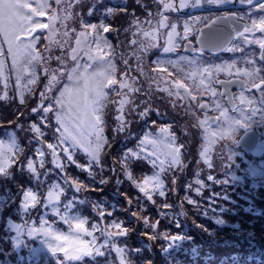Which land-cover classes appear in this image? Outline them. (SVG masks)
Wrapping results in <instances>:
<instances>
[{"label":"rangeland","instance_id":"1","mask_svg":"<svg viewBox=\"0 0 264 264\" xmlns=\"http://www.w3.org/2000/svg\"><path fill=\"white\" fill-rule=\"evenodd\" d=\"M63 2L65 6L72 4L70 10L72 18L65 22L66 28L76 31L80 30L81 19L89 23H99L100 12L104 7L116 9L110 17L104 18V22L110 25L105 35L112 46L110 54L113 55V61L117 66L116 78L119 80L121 78L119 73H124L125 78L134 84L137 91L127 94L129 103L125 106L124 132L116 130L115 116L118 113L112 103L118 101L119 96L115 93L109 94L110 104L105 112L104 135L106 137L108 134L106 132L109 130L110 135L118 138L119 142L113 144V149L108 146V150H112L111 154H114L113 158L108 152L109 159L105 160L102 158V152L101 164L93 165L90 170L93 174L102 169L114 172L112 179L119 180L120 183L113 189L105 186L100 190L96 187L97 183L101 184L97 181V176L90 177L87 170L67 162L66 156L60 157L62 152H58L59 163L64 165V170L61 172L52 163L51 152L47 148V143L57 142L53 135L56 125L51 117L41 127L44 135L39 140L34 139L35 134L31 131V124L38 122L40 117L32 113L31 109L39 103L40 93L47 83V77L43 72L38 74L31 90L25 93L23 103L17 95L14 78L9 81L7 88L0 83V95L7 92L8 96V99H0L2 126L0 138H5V133L8 131L15 132L22 149L17 157V164L12 168V175L0 177V264H57V258L49 251L43 235L37 233L28 236L26 229L23 235H18L13 227L23 225L25 222L38 226L41 215H44L49 222L56 219L50 209L43 205V197L53 181L65 189L61 197L62 201L66 202L76 197L78 201L86 202L77 204L76 210L80 211L82 216L89 217L87 227H91L93 219L101 227L110 223L111 219L123 222L128 233L114 243L126 247L129 264H264V226L261 227L262 224L264 225V111L258 110L257 113L251 114L245 125L237 127L226 140H217L214 144L206 143L203 129L199 126L196 117L203 118L205 114L197 107L199 100L208 98L198 96L196 101H190L175 96L169 97L162 91L165 82L154 81L140 71L141 68L145 73H150L152 70L162 72L166 69L165 75L172 73L168 78L170 82L175 78L173 69L169 65L157 66L153 61L157 57L170 56L175 59L177 55H190L184 50L179 51L183 46L182 40L177 41L180 44L179 49L176 50L178 53H163L162 46L167 35L165 30H161L163 35L157 37V47L150 48L147 52L141 50V43L147 44L148 41L142 34L133 35L136 29L131 27V21L133 19L140 21V27L148 30L149 25L144 22L158 18L156 13L161 8L159 0H100V3L96 0H76V2L63 0ZM173 2L177 4L178 1L173 0ZM259 3H264V0H256L252 3L250 16L254 15L258 18L259 15L264 14L256 8ZM94 4L95 13L89 16L88 9ZM234 9L240 15L249 13L248 5L245 8L234 7ZM199 11L186 15L180 12L165 14L170 22H177V32L182 34L183 21L187 18L209 13L219 15L229 12L230 9ZM248 22L250 23V19ZM74 40L75 36L70 34V41L74 43ZM45 43L41 37L38 41L39 49H44ZM249 50L257 54V65H259L258 46H244L245 52ZM60 54L59 50L52 52L53 56ZM240 55L241 52H225L217 60L208 55L203 59L205 62L219 63L222 59L230 60ZM8 63L10 65V60ZM51 67H57L56 63L53 62ZM119 91L117 86V93ZM251 95L258 97L259 93L253 90ZM141 101L145 103L141 104ZM145 107L152 110L147 117L142 118L138 113ZM207 114L218 115L212 111ZM13 116L17 117V121L8 125ZM149 118L151 121L145 123ZM159 118H163L166 123L172 120L175 122L172 121L171 127L176 138L175 143L179 148V163L166 166L165 171L161 173L164 195L160 196L159 191L151 192L149 189L152 197L149 200L124 175L120 158L126 149L135 148L145 130L150 131L151 128L159 125ZM152 121L156 122L155 125ZM130 122H133L131 127ZM248 126L254 128L263 140L261 147L254 152H248L237 143L241 132L248 129ZM106 139L109 140L107 137ZM38 147L44 153L43 167L36 155ZM202 153L206 154L202 155ZM78 156L79 152L75 153L74 159L78 164H84L80 162ZM83 156L85 157L84 154ZM29 158L33 160L39 179L32 177L26 169ZM116 162H118L117 169L114 166ZM22 167L23 171H21ZM130 171L133 177L139 180L144 175L153 174L155 169L145 161L133 164ZM179 180L184 181L181 185L182 192L175 187L179 186ZM72 181L81 185L80 191L72 187ZM15 186L16 189L7 196L5 190ZM19 186L30 187L39 192L40 202L35 208L30 206L26 213L20 207ZM118 194L124 198L117 196ZM182 200L192 204L184 205ZM93 204L104 206L106 210L113 211L114 215L101 219L99 210L92 211ZM129 204H131L130 208L126 209ZM133 209L138 214L137 217H132ZM144 217L148 218L147 225L144 223ZM151 224H156V229L149 227ZM62 226L66 227L63 224ZM111 230L117 231L114 227ZM146 231L157 234L156 238L145 237L143 233ZM162 234L175 235L177 238L165 239ZM95 235L98 242L103 240L99 231ZM105 253L109 254L108 259L106 255L96 256L93 259L85 257L82 262L76 261L74 264H119L115 252L105 251Z\"/></svg>","mask_w":264,"mask_h":264},{"label":"snow or ice","instance_id":"2","mask_svg":"<svg viewBox=\"0 0 264 264\" xmlns=\"http://www.w3.org/2000/svg\"><path fill=\"white\" fill-rule=\"evenodd\" d=\"M96 2L100 3V0ZM159 2L161 8L156 13L158 18L144 22L149 25L148 30L140 27V21H131V27L136 29L133 35L142 34L148 41L147 44L141 43V50L147 52L148 49L157 47V37L163 35L161 30H165L167 35L162 52L175 53L180 47L177 41L182 40L184 49L190 55H177L175 59L170 56L157 57L153 61L157 66L169 65L173 69L175 78L170 82L168 78L172 73L165 75L166 69L162 72L152 70L145 73L141 68V74L154 81L165 82L162 91L169 97L175 96L190 101H196L198 96L207 97L208 99L201 98L197 105L198 109L205 113L203 118L196 117L203 129L204 139L208 144L226 140L237 127L245 125L251 114L257 113L258 110L264 111V14L258 18L250 16L253 0H241V3L249 6V13L240 15L236 12H224L219 15L209 13L189 17L183 21L181 34L177 32V22H170L165 13L179 12L189 6H200L204 0H194V4L192 0H179L178 4L173 0ZM206 2L214 6L225 4V0ZM71 7V3L65 6L63 0H0V83L7 88L9 81L14 78L17 95L23 103L25 93L36 83L38 74L44 73L47 83L40 93L39 103L31 109L32 113L40 117L38 122L31 124L34 139L39 140L44 135L41 127L51 117L55 121L53 135L57 141L47 143L52 163L61 172L64 170V165L59 163L57 155L62 152L67 162L87 170L91 177L94 175L91 167L101 164L103 149L108 146L104 125L105 112L110 104L109 94L115 93L119 96L118 101L112 103L118 113L115 116L116 130L124 132L125 106L129 103L127 94L134 93L137 89L125 78L124 73H119V80L116 78L117 66L113 55L110 54L112 46L105 35L110 25L104 22V18L110 17L116 9L104 7L100 12L99 23H89L81 19L80 30L76 31L66 28L65 22L72 18ZM95 8L94 4L88 9L89 16L95 13ZM256 8L264 13V3L257 4ZM220 21H230L231 25L223 31L215 27ZM70 34L75 36L74 43L70 41ZM41 37L46 42L42 50L38 47ZM252 45L259 48V65L254 51H244V46ZM56 50L61 54L53 56L52 52ZM221 52H241V55L230 60L222 59L219 63L205 62L203 59L205 55L211 56ZM53 62L57 67H51ZM221 75L224 79H220ZM233 85L237 89L235 93L231 91ZM117 86L120 89L118 93ZM253 90L259 93L258 97L251 95ZM0 99H8L7 92L0 95ZM144 103L141 101V104ZM151 110L145 107L138 115L147 117ZM208 111L218 115L209 116ZM155 123L152 121L153 125ZM175 140L168 125L157 127L155 132L145 130L135 148L126 149L120 158L124 175L149 200L152 198L151 192L159 191L160 196L164 195L161 173L165 171L166 166L179 163V148ZM21 151L15 132L8 131L5 138H0V177L12 175V168L17 164ZM77 152L85 155L87 163H77L74 159ZM204 154L206 153H202ZM36 155L43 167L44 153L39 147L36 149ZM145 161L155 171L138 180L133 177L130 168L133 164ZM26 169L32 177L39 179L31 158L27 160ZM23 170L22 167L21 171ZM116 182L120 183L119 180ZM72 187L76 191L81 189V185L76 181H72ZM64 191L60 184L53 181L43 197V205L50 209L55 220L49 222L41 215L38 226L29 222L14 225L17 234L23 235L26 229L28 236L37 233L43 235L49 251L57 258V264H74L85 257L103 256L105 251L115 252L119 264H129L126 247L114 243L128 233L123 222L111 219L110 223L103 227L95 222L91 223L90 228L87 227L88 217L76 211L77 204L86 202L78 201L76 197L62 201ZM18 193L21 195L20 207L25 213L30 206L35 208L40 202V196L30 187L19 186ZM97 210L101 219L114 215L113 211L106 210L104 206L93 204L92 211ZM131 215L138 216L136 212ZM143 219L147 225L148 218ZM57 221L66 226V230L58 227ZM113 227L117 231H112ZM149 227L156 229V224ZM97 231L103 237L102 242L97 240ZM143 235L148 239H155L157 234L146 231ZM162 235L165 239L177 238L175 235Z\"/></svg>","mask_w":264,"mask_h":264},{"label":"trees","instance_id":"3","mask_svg":"<svg viewBox=\"0 0 264 264\" xmlns=\"http://www.w3.org/2000/svg\"><path fill=\"white\" fill-rule=\"evenodd\" d=\"M180 50V49H179ZM17 121V117L16 116H13L12 117V119L9 121V124L8 125H10V124H14L15 122ZM147 123H149L150 121H151V119L149 118V119H147ZM173 121V120H172ZM172 121H168V123H166V122H164V119L163 118H159V125L158 126H156L155 128H151V130L150 131H152V132H155V129L157 128V127H160L161 125H168L169 126V131L171 132V133H173V129H172V127L171 126H173V125H171V123H172ZM174 122V121H173ZM175 123V122H174ZM129 125H130V127L133 125V122H130L129 123ZM136 125V124H135ZM1 124H0V129H1ZM106 133H108V134H106V137L107 138H109V140L107 141V144H108V146L110 147V149H113V144H115V142H119V139L118 138H116V137H112L111 135H110V131L109 130H107V132ZM174 134V133H173ZM110 138H112L113 139V141H112V139H110ZM118 140V141H117ZM238 143V142H237ZM239 144V143H238ZM108 146L107 147H105L104 148V150H103V156H102V158H104L105 160H108L109 158H108V152L111 154V151L112 150H108ZM115 146V145H114ZM247 152V151H246ZM113 155L114 154H111V156H112V158H113ZM65 155L62 153V156L60 155V157H64ZM78 158H79V160H80V162L81 163H87V158L86 157H84L83 156V153L82 152H79V156H78ZM110 162L111 163H113V161L112 160H110ZM117 165H118V162H116L115 164H114V166H116V169H117ZM116 169H115V171H116ZM94 175L95 176H97V181L98 182H101L102 180L103 181H106L105 183H101V184H99V183H97L96 184V187H98V188H100V190H102L105 186H108V188L110 189V188H115L116 186H117V182L116 181H114L113 179H112V176L114 175V172H111V171H107V170H104V169H102L101 171H99V172H97V173H94ZM116 178H117V176H116ZM183 182L184 181H182V180H179V186H175L176 188H177V190L179 191V192H182V184H183ZM18 184V183H17ZM181 186V187H180ZM185 188V187H184ZM16 189V186L14 187V188H12V189H10V190H8V189H6L5 190V193H6V195L7 196H9V195H11L12 194V192L14 191ZM34 191H36L37 193H38V195H39V192H38V190H34ZM116 191V190H115ZM104 193V192H103ZM108 194H110L111 192H107ZM176 194H177V192H176ZM117 196H119V197H121L122 199L124 198L121 194H118ZM21 199V198H20ZM183 201V200H182ZM125 202H126V199H125ZM184 202V201H183ZM187 204H192L191 202H188V201H185L184 202V205H187ZM130 206H131V204H129L128 205V207L126 208V209H128V208H130ZM18 207V206H17ZM125 209V210H126ZM124 210V212L126 213V214H128L127 213V211H125ZM80 215H81V212L80 211H78V210H76ZM128 211H130V210H128ZM132 212H136L134 209L132 210ZM89 218V217H88ZM95 221V219H93V221L92 222H94ZM118 222H119V220H118ZM57 226L58 227H60V228H64L63 230H66V227H63L62 226V223H57ZM264 225L262 224L261 225V227H263ZM99 242H102V240L101 241H99ZM105 255H106V258H108L109 257V254L108 253H105ZM82 260H84V259H82ZM82 260H80V261H78V263H80V262H82Z\"/></svg>","mask_w":264,"mask_h":264},{"label":"water","instance_id":"4","mask_svg":"<svg viewBox=\"0 0 264 264\" xmlns=\"http://www.w3.org/2000/svg\"><path fill=\"white\" fill-rule=\"evenodd\" d=\"M256 0H253V2H255ZM192 3L194 4V0H192ZM233 7V6H237V7H242V6H247L246 3H241V0H225V4L221 5V6H214V5H208L206 0H204V3L200 6H196V7H192L189 6L185 9H183L185 12H190L193 9H198V10H203V9H208V8H222V7ZM238 14V13H237ZM231 22L230 21H220L217 25H215V27L226 31L227 30V26H230ZM186 51V50H185ZM223 79V78H222ZM236 87L235 85H233L231 87V91L233 92V88ZM261 143V136L260 134L255 130V129H248L245 132H243V134L240 136L239 138V144L240 146H242L243 148H245L248 152H254L260 145Z\"/></svg>","mask_w":264,"mask_h":264},{"label":"flooded vegetation","instance_id":"5","mask_svg":"<svg viewBox=\"0 0 264 264\" xmlns=\"http://www.w3.org/2000/svg\"><path fill=\"white\" fill-rule=\"evenodd\" d=\"M178 2H177V4L179 3V0H177ZM245 6H242V7H240V8H244ZM222 9H230V11L232 12V11H234V12H237L236 11V9H234V7H229V8H226V7H222V8H208V9H203V10H200L199 12H201V11H206V10H222ZM180 12L182 13V14H184L183 13V10H180ZM184 43V42H183ZM183 45V44H182ZM177 49H179V48H177ZM176 49V50H177ZM181 50H183V46H182V49ZM180 51V50H179ZM175 53H178V52H175ZM220 56H222V54H219V55H211V56H209L208 55V57H210V58H215L216 60L218 59V58H220ZM221 78H223L224 79V76L223 75H221L220 76V79ZM235 91H236V87H234V93H235ZM209 112V111H208ZM211 112V111H210ZM212 114H210L209 116H211ZM251 126H248V128H250ZM262 143H263V140H261V143H260V146H259V148L261 147V145H262ZM258 148V149H259Z\"/></svg>","mask_w":264,"mask_h":264},{"label":"clouds","instance_id":"6","mask_svg":"<svg viewBox=\"0 0 264 264\" xmlns=\"http://www.w3.org/2000/svg\"><path fill=\"white\" fill-rule=\"evenodd\" d=\"M233 7H235V8H240V7H237V6H233ZM195 10H197V9H195ZM183 12L185 13V11L183 10ZM192 12H195L194 11V9L192 10V11H190V12H188V14H190V13H192ZM229 12H231V11H229ZM232 12H234V11H232ZM236 13H238V12H236ZM239 14V13H238ZM184 48V47H183ZM184 51H185V49H183ZM185 53H189V52H186L185 51ZM233 91H234V88H233Z\"/></svg>","mask_w":264,"mask_h":264}]
</instances>
